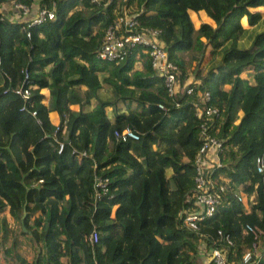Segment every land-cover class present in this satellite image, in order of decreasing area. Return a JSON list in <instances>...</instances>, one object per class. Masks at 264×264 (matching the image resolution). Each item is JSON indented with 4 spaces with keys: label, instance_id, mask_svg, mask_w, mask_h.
<instances>
[{
    "label": "trees",
    "instance_id": "obj_1",
    "mask_svg": "<svg viewBox=\"0 0 264 264\" xmlns=\"http://www.w3.org/2000/svg\"><path fill=\"white\" fill-rule=\"evenodd\" d=\"M34 1L0 0V214L33 247L31 261L19 256V264H213L200 260V244L208 250L223 236L232 241L227 263L242 264L253 241L246 224L262 231L257 264H264V176L254 168L256 156L264 162V24L241 47L244 28L233 18L263 10L264 0H38L54 12L39 24L2 12L6 3L17 12L19 3L28 16ZM191 12L213 24L194 27ZM123 13L135 15L136 31L157 30L191 93L167 96L143 45L120 60L97 58L105 29ZM20 88L28 89L27 100L15 92ZM101 90L110 98L98 97ZM200 91L218 109L207 120L195 115ZM203 122L221 143L218 165L206 171L223 190L215 191L214 214L192 231L183 217L194 202ZM126 127L137 140L114 139L113 131ZM239 193L252 199L247 209ZM0 225L4 237L5 215ZM92 230L95 243L87 240Z\"/></svg>",
    "mask_w": 264,
    "mask_h": 264
},
{
    "label": "built area",
    "instance_id": "obj_2",
    "mask_svg": "<svg viewBox=\"0 0 264 264\" xmlns=\"http://www.w3.org/2000/svg\"><path fill=\"white\" fill-rule=\"evenodd\" d=\"M90 2H98V0H89ZM13 8L20 11L23 15L27 14L29 7L16 3ZM54 18L53 9L46 7H39L36 9L34 16L28 20L29 24H39L41 22L52 20ZM28 24V25H29ZM136 21L135 15H127L125 13L118 15L117 18L105 29L103 38L97 49V58L100 60L115 61L122 59L129 48L134 45H143L147 47V55L149 56L150 65L156 73L162 76L163 86L167 96L172 97L178 92L191 93L192 87L187 84L180 85L178 80V70L175 64L168 60L167 54L157 39V30L151 29L147 32H139L135 30ZM28 36V34H27ZM23 100L29 97V91L26 88H20L15 91ZM197 100L195 102V115L207 120L212 116L218 114V109L208 103L209 93L207 91H200L197 93ZM161 108V106H159ZM32 116L35 112L31 111ZM201 145L194 158L195 176H194V202L191 210L184 214L183 224L189 230H197L198 223L205 218L212 216L218 205L219 196L215 191H222L221 186L214 187L210 175L207 174L209 168V154H216L220 148L221 143L215 137L207 132V126L203 122L200 126ZM113 137L115 140L126 141L128 139L137 140L136 132L129 128L122 130H114ZM58 150L60 151L62 144L58 143ZM84 154V153H82ZM215 163L218 162L215 161ZM255 171L264 176V162L262 156H256L254 159ZM104 180H97L103 191ZM237 200L243 205V194L237 195ZM244 233H249L252 236V243L250 248L246 249L241 257L242 264H257L260 258V252L257 251V243H259L262 231L254 226L246 224L243 227ZM221 235L220 231L217 232ZM222 240L215 246L208 249V260L213 264H228L226 249L232 245V241L228 236H223ZM87 240L90 243L97 241V232L92 230L88 235ZM220 240V238H219ZM3 263V249L0 243V264Z\"/></svg>",
    "mask_w": 264,
    "mask_h": 264
},
{
    "label": "rangeland",
    "instance_id": "obj_3",
    "mask_svg": "<svg viewBox=\"0 0 264 264\" xmlns=\"http://www.w3.org/2000/svg\"><path fill=\"white\" fill-rule=\"evenodd\" d=\"M123 0H121L122 2ZM121 3H119V9L122 8V4L120 5ZM3 10L2 12H9L6 16L8 17H11L10 19H20L22 20L21 18H23L24 16H26L27 14L23 15L20 11H12V6H10V3H6V4H3L2 6ZM134 6L132 5V8H131V11H134ZM263 10H255V7L254 8H249L248 11L249 13L251 14V16H241V14L239 12H236L235 14H233V18L238 21L242 27L244 28V34L242 36V38L240 39V46L241 47H246L252 37L254 36L255 33H258L259 31H261V29L263 28V24H264V7L261 8ZM118 10V9H116ZM12 12V13H11ZM123 12L127 13L129 12V9H124ZM191 14L193 15V18H192V22H193V25L194 27H197L198 24L200 23V21L202 20H207L206 22L207 23H210L213 24V22L208 19L206 16H197L195 13H190V17H191ZM258 15V16H256ZM243 18V20L241 21V18ZM23 21V20H22ZM196 55V54H194ZM183 59L185 60L186 62V73L188 74V77L189 79H192V75H193V69H195V66H194V61H191L189 60L190 58V53H186V54H183L182 55ZM209 52L205 51V53L203 54V60H202V64H201V69H200V72H204L207 68H208V63H209ZM219 58V55L218 56H215V59L218 60ZM140 65L139 63H136L135 64V68H139ZM240 76L242 78H245L248 82V84L252 83V80L250 78V72H243L240 74ZM244 86V85H243ZM242 86V87H243ZM228 86H224V88H227ZM81 96V95H80ZM98 97L102 98V99H106V98H110V93L107 92L106 90H101L99 93H98ZM73 108H76V106H72ZM105 111L107 112L108 115L112 116L109 108H105ZM57 122V119L53 122V123H56ZM12 145V142L9 144V146ZM250 197H246L243 195V202H244V207H245V204L246 206H248L249 204V200H252L251 198L249 199ZM246 208V207H245ZM248 208V207H247ZM7 216L6 215V212H4V214H0V218L1 216ZM7 218V231L5 232V236H3V230L1 228V225H0V243L2 245V249H3V257L5 256V254L7 255L8 257V261L9 262H12L13 264H19V259L18 257H27V258H31L33 257V247L31 246L30 242L27 240V237L25 235H22L19 233V230H20V227L18 225H16L15 223H13L12 219L9 218L8 216L6 217ZM261 251V244L260 242L257 243V251ZM198 256L200 257V260L202 262L208 260V250L205 249L204 245L201 243L200 244V249H199V252H198ZM16 260L14 261L13 259ZM30 259V260H31ZM12 260V261H11ZM5 261H3V264H4Z\"/></svg>",
    "mask_w": 264,
    "mask_h": 264
},
{
    "label": "crops",
    "instance_id": "obj_4",
    "mask_svg": "<svg viewBox=\"0 0 264 264\" xmlns=\"http://www.w3.org/2000/svg\"><path fill=\"white\" fill-rule=\"evenodd\" d=\"M37 8H39V6H38V0H35L34 1V3L32 4V6H31V13H30V15H26V16H24L23 18H21L23 21H28V20H30L33 16H34V14H35V11H36V9ZM2 10H3V8H2ZM13 11V10H12ZM7 14L9 13V12H6ZM5 13V14H6ZM12 13V12H11ZM6 14V15H7ZM191 18V17H190ZM191 20H192V18H191ZM203 22H206L207 20H202ZM210 24H211V22H210ZM83 90L85 89V87L83 86V88H82ZM50 116H51V121L52 122H54L56 119H57V116L54 114V113H50L49 114ZM215 154H213V153H210L209 154V157H208V160H209V164H212V163H214V161L216 160L215 159V156H214ZM243 209H247V207L248 206H246V204H245V207H244V202H243ZM7 215V214H6ZM7 217V216H6ZM32 246V245H31ZM260 252V251H259ZM23 258H25L26 260H27V262H30L31 260V258L29 259V258H27V257H23ZM14 261L16 260V258L15 259H13ZM3 261H5L4 262V264H13L12 262H9L8 261V257H7V255L5 254V256L3 257ZM12 261V260H11ZM3 264V263H2ZM15 264V263H14Z\"/></svg>",
    "mask_w": 264,
    "mask_h": 264
}]
</instances>
